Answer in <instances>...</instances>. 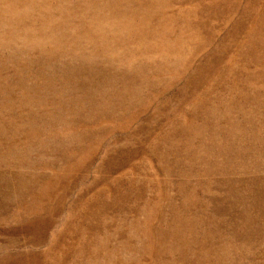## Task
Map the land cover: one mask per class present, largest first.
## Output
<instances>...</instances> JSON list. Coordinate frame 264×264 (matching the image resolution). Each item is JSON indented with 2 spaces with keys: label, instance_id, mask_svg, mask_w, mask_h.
<instances>
[{
  "label": "rangeland",
  "instance_id": "rangeland-1",
  "mask_svg": "<svg viewBox=\"0 0 264 264\" xmlns=\"http://www.w3.org/2000/svg\"><path fill=\"white\" fill-rule=\"evenodd\" d=\"M0 264H264V0H0Z\"/></svg>",
  "mask_w": 264,
  "mask_h": 264
}]
</instances>
